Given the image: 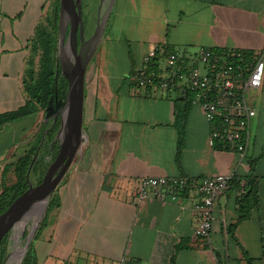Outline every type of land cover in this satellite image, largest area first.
I'll list each match as a JSON object with an SVG mask.
<instances>
[{
	"label": "crops",
	"instance_id": "crops-1",
	"mask_svg": "<svg viewBox=\"0 0 264 264\" xmlns=\"http://www.w3.org/2000/svg\"><path fill=\"white\" fill-rule=\"evenodd\" d=\"M49 3L0 0V114L26 101L30 41ZM88 9L93 25L111 9L98 48L103 42L123 46L128 68L116 76L120 85L114 90L109 67L93 68L89 81L87 67L84 144L54 193L55 206L35 243L38 264H264V79L249 95L257 115L244 160L231 149L210 146L211 125L187 100V85L175 81L167 57L158 70L161 78L173 79V91L133 80L152 51L180 53L183 70L206 49L264 59V0H90ZM37 116L0 129V186L15 182L14 168L5 171L27 151L28 135L40 127ZM231 173V187L215 203L209 239L194 235L200 202L195 190L177 202L135 195L146 177L199 181ZM252 182L258 205L238 222L239 197Z\"/></svg>",
	"mask_w": 264,
	"mask_h": 264
},
{
	"label": "built area",
	"instance_id": "built-area-1",
	"mask_svg": "<svg viewBox=\"0 0 264 264\" xmlns=\"http://www.w3.org/2000/svg\"><path fill=\"white\" fill-rule=\"evenodd\" d=\"M155 56L156 51L150 52L143 60L144 67L134 75L133 80L139 87L154 86L157 76L148 71V65ZM182 59L180 53H170L167 64L170 69L176 70L175 81L186 83L191 104L201 108L211 125L210 146L231 149L244 160L251 143L252 122L257 115L249 102V95L262 87L263 54L248 58L240 51L233 50L216 56L206 49L191 68L184 70L179 67ZM173 84V79L161 78L159 81V87L169 92L173 91ZM234 177L235 173L206 177L199 181L183 176L146 177L141 179L135 195L140 201L156 196L160 200L177 202L187 190H195L200 202L196 205L199 218L194 235L209 239L215 203L231 187ZM23 229L17 226L11 235L20 230L23 232ZM10 239L6 245L7 252ZM20 251L15 258L17 264H21L24 258V248Z\"/></svg>",
	"mask_w": 264,
	"mask_h": 264
},
{
	"label": "trees",
	"instance_id": "trees-1",
	"mask_svg": "<svg viewBox=\"0 0 264 264\" xmlns=\"http://www.w3.org/2000/svg\"><path fill=\"white\" fill-rule=\"evenodd\" d=\"M50 1L51 8L37 25L35 34L30 41V57L27 60V69L23 78L26 101L18 109L0 114V129L13 122L46 112L47 108L55 103L56 94L60 98L59 100H62L65 96L67 81L62 74L57 57L60 0H48V2ZM218 52L221 53L222 51L219 50ZM170 53L161 55L159 51H156V56L148 65V71L155 73L157 76L154 86H159L161 79L158 70L159 61L161 58L168 57ZM243 55L250 58L252 54L250 52H243ZM187 100L191 104L190 96ZM183 112L185 111L183 110ZM59 125V120L54 122L53 125L51 123L49 125L43 124L42 132L36 139V143L24 155L18 158L11 167L6 169L5 172L7 173L11 168H14L16 180L11 185L3 183L0 186V215L28 189L30 183L32 185L41 183L58 152L56 135ZM181 145L180 142V147ZM37 153L38 158L32 165ZM253 166L254 164H252V170ZM250 189V192H246L239 197L240 216L238 222L249 218L252 208L258 205V190L255 182H252ZM54 206L55 195L49 201L46 213L34 234L21 264H38L35 243L39 239L42 230L47 226L48 212ZM235 226L232 229H235ZM230 231L233 230L230 229ZM6 245L7 241L4 240L0 247V264H5L7 259Z\"/></svg>",
	"mask_w": 264,
	"mask_h": 264
},
{
	"label": "water",
	"instance_id": "water-1",
	"mask_svg": "<svg viewBox=\"0 0 264 264\" xmlns=\"http://www.w3.org/2000/svg\"><path fill=\"white\" fill-rule=\"evenodd\" d=\"M110 11L111 9L103 17V23H101V17H98L97 32L93 38L85 42L87 27L83 19L82 0H60L61 21L65 20V24L58 33L57 57L60 61L62 56L65 57V65L63 66L62 61L60 65L62 74L67 81V89L64 98L60 101V105L57 94L55 98V119L59 118L60 120L56 135L58 152L41 183L37 185L30 183L28 189L0 215V247L4 240L8 244L10 235L17 226L24 228L28 219L32 215H36V224L24 248L25 255L47 210L49 201L63 182L74 159L80 153L85 137L83 109L86 71L103 37L104 23H107ZM66 18L71 21L68 38L66 35L68 28ZM78 33L81 37V48L78 47ZM64 49H67L68 53L62 55ZM207 50L210 51L209 49ZM51 109L52 105L46 110L47 118ZM37 158L38 153L32 165Z\"/></svg>",
	"mask_w": 264,
	"mask_h": 264
},
{
	"label": "rangeland",
	"instance_id": "rangeland-1",
	"mask_svg": "<svg viewBox=\"0 0 264 264\" xmlns=\"http://www.w3.org/2000/svg\"><path fill=\"white\" fill-rule=\"evenodd\" d=\"M89 2H90V0L89 1L88 0L82 1V4L85 6L84 8L86 9L87 12H89L88 11L89 10L88 9ZM50 3H51V1H50ZM50 3L48 4L49 5L48 6L49 7L48 10H50V8H51ZM99 6H100V4H99ZM100 10L101 9L99 8L98 11H100ZM90 23H91L90 25L92 26V30H93L94 29V25L92 23V20H90ZM100 64L101 65L105 64V67H109V69L111 70V74L113 76V79H112V82H111L110 86H112V88L114 90L117 89L119 87V85H120V82H119V80H118V78L116 76L122 75L123 72L126 70V68H128L127 57H126V53H125V50H124L123 46L112 48V46L110 44H106V43L103 42L100 45V47L98 48L96 54L94 55V57L92 58V60L90 61L89 66H88V72H87V76H86V79L88 81H89V79L91 77L92 69L98 67ZM102 85L105 88H108V86H109L108 84H105V83H102ZM137 89H139V88H137ZM142 89L143 88H141V90ZM89 98L90 97H89V93H88V87L86 86V99H89ZM53 108H54V103L52 104V109ZM89 113H90V105H89V101H88L87 102V107H86V117L89 115ZM46 115L47 114H45V112H42V113L39 114V117L37 116L38 117V121H39L38 124L40 125V127L36 126L34 131H32L28 135V138L30 139V142H29V147L27 148V150L30 149L31 146L36 143L35 142L36 139L38 138L39 134L42 132V125L43 124H48L49 125L51 123L53 115L51 116V115L48 114V118L46 117ZM30 119L32 120V118L30 117L28 119V121ZM85 125L88 126L87 120L84 121V126ZM25 139H27V136H26ZM45 213H44V215H45ZM44 215H43V217H44ZM36 221H37L36 215H32L28 219L27 223L25 224L23 232H22V230L18 231V233L14 231L15 233H13L11 235V237H10L11 241H10V245H9V248H8L7 259H6L5 264H17L18 263L17 259H15V258H17L18 254L21 253L20 249L25 248V246H26V244H27V242L29 240V237L31 236V233L33 232V229H34V226L36 224ZM23 234H24V237H23Z\"/></svg>",
	"mask_w": 264,
	"mask_h": 264
},
{
	"label": "flooded vegetation",
	"instance_id": "flooded-vegetation-1",
	"mask_svg": "<svg viewBox=\"0 0 264 264\" xmlns=\"http://www.w3.org/2000/svg\"><path fill=\"white\" fill-rule=\"evenodd\" d=\"M82 1H84V0H82ZM85 6L82 4V11H83V19H84V22H85V25H86V29H87V31L85 32V42H87V41H89L91 38H93L94 37V34L97 32V25H95V24H97V22H98V17L96 18L97 19V21L94 23V29L93 30H91L90 28H89V20H90V17H91V15H90V11L89 12H87L86 11V9L84 8ZM103 19V15H101V20ZM66 21H68V28H67V32H66V35H67V38L69 37V30H70V19L68 20L67 18H66ZM64 24H65V20L64 21H61V15H60V17H59V28H58V30L60 31V29H61V27H62V29H63V27H64ZM78 47L79 48H81V37H80V35H79V33H78ZM88 48H89V46H88ZM63 54L62 55H65L66 53H68V50L67 49H64V51L62 52ZM61 61H62V64H63V66L65 65V63H66V61H65V57L64 56H62L61 57ZM61 61L59 60V62L61 63ZM60 67H61V65H60ZM61 69H62V67H61ZM57 99H58V102H59V105H60V101L61 100H59L60 98H58L57 97ZM55 104H54V108L53 109H51L50 110V112H49V115H53V118H52V120H51V125H53L54 124V122H56V121H58L59 120V118H56L55 119V112H54V110H55ZM45 114H47L46 112H45ZM59 122H60V120H59Z\"/></svg>",
	"mask_w": 264,
	"mask_h": 264
}]
</instances>
